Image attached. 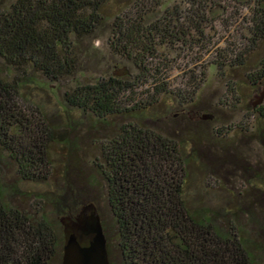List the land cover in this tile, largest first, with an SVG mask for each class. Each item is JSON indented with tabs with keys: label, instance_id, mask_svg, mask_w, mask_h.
Wrapping results in <instances>:
<instances>
[{
	"label": "trees",
	"instance_id": "1",
	"mask_svg": "<svg viewBox=\"0 0 264 264\" xmlns=\"http://www.w3.org/2000/svg\"><path fill=\"white\" fill-rule=\"evenodd\" d=\"M161 1L16 0L0 9V155L8 154L22 182L48 183L53 167V130L30 94L32 84L47 86L35 76L57 81L70 77L77 68L79 44L107 35L110 50L134 63L139 83L150 82L153 94L169 93L164 79L157 78V60L167 59L159 49L200 44L207 30L214 29L215 10L223 8L220 0H185V8L161 13ZM252 13L251 42L263 51L258 69L249 75L256 84L264 79V4L257 2ZM229 49H218L223 63L209 62L220 69L245 66L241 47L234 43ZM127 78L130 74L113 73L78 85L65 93V102L102 118L150 110L153 101L144 106L141 98H124L122 94L133 90ZM25 89L30 90L27 95ZM19 98L36 110L27 114ZM178 148L150 130L128 126L103 146L99 168L108 185L117 237L115 251L104 228L110 264H254L243 231L232 237L223 234L214 212L188 205L187 162ZM3 176L0 165V264H50L64 246V237L44 212L39 216L13 206L5 197ZM84 196L67 182L62 195L50 202L58 215L74 217L86 204Z\"/></svg>",
	"mask_w": 264,
	"mask_h": 264
},
{
	"label": "rangeland",
	"instance_id": "2",
	"mask_svg": "<svg viewBox=\"0 0 264 264\" xmlns=\"http://www.w3.org/2000/svg\"><path fill=\"white\" fill-rule=\"evenodd\" d=\"M15 1L0 0V9H8ZM256 1L264 4V0H220L223 8L215 10L214 29L207 30L200 44L191 47L180 43L171 50L159 49L167 59L157 60L161 71L157 78L164 79L169 93L153 94L150 82L139 83L134 63L110 50L107 35L86 38L79 44L77 68L70 77L57 81L35 76L47 86L41 89L32 84L30 94L53 130L54 142L49 150L52 174L48 183L22 182L17 166L2 153L1 179L7 200L29 214L40 216L44 212L64 237L60 219L68 215H58L50 201L62 195L69 182L87 196L80 210L90 203L96 205L109 243L117 251L108 185L99 168L103 164L102 148L120 137L126 126L146 129L175 142L182 152L187 162L184 198L188 205L214 212L223 234L232 237L243 231L250 241L254 264H264V101L253 106L255 96L264 91V79L254 84L249 77L263 57V51L251 42L249 29ZM175 6L185 8V0H162L159 11ZM234 43L241 47L245 66L220 69L209 62L214 59L223 63L221 48L228 50ZM123 67L130 70L127 80L133 90L122 95L125 99L131 95L141 98L144 106L153 101L150 110L102 118L66 104V92L108 78ZM18 102L27 114L36 110L25 99ZM197 112L204 117L195 118ZM37 121L41 125L44 120ZM62 255L63 247L50 264H62Z\"/></svg>",
	"mask_w": 264,
	"mask_h": 264
},
{
	"label": "water",
	"instance_id": "3",
	"mask_svg": "<svg viewBox=\"0 0 264 264\" xmlns=\"http://www.w3.org/2000/svg\"><path fill=\"white\" fill-rule=\"evenodd\" d=\"M114 75L130 74L127 67L116 69ZM253 106L264 101V91L256 95ZM64 228L62 264H110L101 217L95 204L90 203L74 216L60 219Z\"/></svg>",
	"mask_w": 264,
	"mask_h": 264
},
{
	"label": "flooded vegetation",
	"instance_id": "4",
	"mask_svg": "<svg viewBox=\"0 0 264 264\" xmlns=\"http://www.w3.org/2000/svg\"><path fill=\"white\" fill-rule=\"evenodd\" d=\"M174 116L177 117V116H178V113H176ZM196 117H197V118H201V117H204V116H202V114H200V113L197 112V113L195 114V118H196Z\"/></svg>",
	"mask_w": 264,
	"mask_h": 264
}]
</instances>
